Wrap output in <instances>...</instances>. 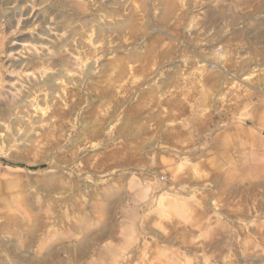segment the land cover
Masks as SVG:
<instances>
[{
	"label": "rangeland",
	"instance_id": "rangeland-1",
	"mask_svg": "<svg viewBox=\"0 0 264 264\" xmlns=\"http://www.w3.org/2000/svg\"><path fill=\"white\" fill-rule=\"evenodd\" d=\"M262 102L264 0H0V264H264V187L200 229L165 212L169 162ZM99 205L121 220L89 262Z\"/></svg>",
	"mask_w": 264,
	"mask_h": 264
},
{
	"label": "crops",
	"instance_id": "crops-1",
	"mask_svg": "<svg viewBox=\"0 0 264 264\" xmlns=\"http://www.w3.org/2000/svg\"><path fill=\"white\" fill-rule=\"evenodd\" d=\"M253 114L251 120H247L251 118L248 114L242 121L230 124L219 133L213 131L209 135L202 134L198 145L191 150H183L186 154L180 156L177 163L169 162L168 169L171 170L173 179L186 186L189 191H176L178 195L168 192L172 201L165 208L167 214L171 213L170 207H175L178 209L176 214L180 222L193 223L196 229H200L202 218L199 216L204 213L203 200L213 201L217 194L222 197L223 192L244 188L250 183L264 187V102ZM130 187L133 189V186ZM134 194L137 198L140 197L136 192ZM94 210V213L92 208L84 213L85 234L79 245L80 254L83 255H91L88 249L93 246L108 247V242L113 243L118 235L116 229L121 214H118L116 208L99 205ZM216 213L211 212V215ZM57 250V244L50 247L49 253L45 255L47 258L44 259L52 261ZM92 261H99V258L91 255L89 262Z\"/></svg>",
	"mask_w": 264,
	"mask_h": 264
},
{
	"label": "trees",
	"instance_id": "trees-1",
	"mask_svg": "<svg viewBox=\"0 0 264 264\" xmlns=\"http://www.w3.org/2000/svg\"><path fill=\"white\" fill-rule=\"evenodd\" d=\"M9 164H11V163H9ZM11 165H14V166H19V167H21V166H23L22 164H19V163H16V164H11ZM38 166H32L31 168L32 169H34V168H37Z\"/></svg>",
	"mask_w": 264,
	"mask_h": 264
}]
</instances>
